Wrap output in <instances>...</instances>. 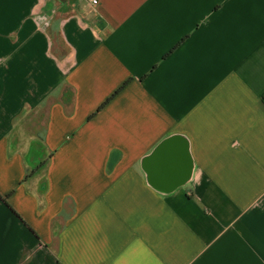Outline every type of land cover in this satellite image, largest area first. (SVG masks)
<instances>
[{
	"label": "crops",
	"instance_id": "0c3cea01",
	"mask_svg": "<svg viewBox=\"0 0 264 264\" xmlns=\"http://www.w3.org/2000/svg\"><path fill=\"white\" fill-rule=\"evenodd\" d=\"M263 93L264 0H0V264H264Z\"/></svg>",
	"mask_w": 264,
	"mask_h": 264
},
{
	"label": "trees",
	"instance_id": "16d2710c",
	"mask_svg": "<svg viewBox=\"0 0 264 264\" xmlns=\"http://www.w3.org/2000/svg\"><path fill=\"white\" fill-rule=\"evenodd\" d=\"M123 86H124V85H123ZM118 91H119V89H118L114 94H116ZM55 93L57 94V92L54 91V92L52 93V95L55 94ZM114 94H113V95H114ZM113 95H112V96H113ZM261 99H262V102H263V104H264V93H263ZM108 100H109V99H108ZM45 101H47V99H45L43 102H45ZM71 101H72L71 99H69V100L67 99L65 103H66V104H69V103L71 104ZM41 139H42V137H41ZM42 164H43V162H41L40 164H38V165H37L35 168H33L31 171L27 170L24 179H27V178H28L31 174H33V173H34V172H35V171H36V170H37ZM4 200H5V199H4ZM71 210H72V208H71ZM68 215H69V213H67V211H66V212H65V211L62 212V217H63L64 219L67 218Z\"/></svg>",
	"mask_w": 264,
	"mask_h": 264
},
{
	"label": "built area",
	"instance_id": "2783aa9c",
	"mask_svg": "<svg viewBox=\"0 0 264 264\" xmlns=\"http://www.w3.org/2000/svg\"><path fill=\"white\" fill-rule=\"evenodd\" d=\"M88 3H90L91 5H97L99 3V0H86Z\"/></svg>",
	"mask_w": 264,
	"mask_h": 264
},
{
	"label": "rangeland",
	"instance_id": "374dc122",
	"mask_svg": "<svg viewBox=\"0 0 264 264\" xmlns=\"http://www.w3.org/2000/svg\"><path fill=\"white\" fill-rule=\"evenodd\" d=\"M70 94V93H69Z\"/></svg>",
	"mask_w": 264,
	"mask_h": 264
}]
</instances>
